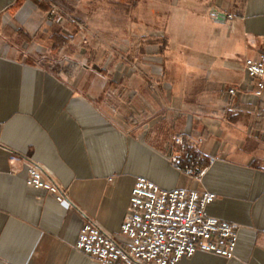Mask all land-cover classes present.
Wrapping results in <instances>:
<instances>
[{
  "label": "crops",
  "instance_id": "1",
  "mask_svg": "<svg viewBox=\"0 0 264 264\" xmlns=\"http://www.w3.org/2000/svg\"><path fill=\"white\" fill-rule=\"evenodd\" d=\"M107 4L136 15L135 68L114 77L48 63L79 37L47 1L0 0V264H102L77 249L79 232L90 217L124 241L139 176L212 192L208 214L239 226L233 257L178 264H264V90L245 67L264 54V0ZM175 134L199 142L201 180L169 165ZM29 161L69 203L27 183Z\"/></svg>",
  "mask_w": 264,
  "mask_h": 264
},
{
  "label": "built area",
  "instance_id": "2",
  "mask_svg": "<svg viewBox=\"0 0 264 264\" xmlns=\"http://www.w3.org/2000/svg\"><path fill=\"white\" fill-rule=\"evenodd\" d=\"M245 64L260 93L264 90V54L258 59H247ZM172 146L175 149L168 160L172 169L201 180L205 168L199 142L189 135L175 134ZM27 171L30 186L46 189L60 202H70L67 191L46 177L34 161L27 163ZM214 199L212 192L163 188L139 176L120 229L126 239L119 240L97 220L86 217L76 247L102 264H178L197 251L233 257L239 226L208 214L207 208Z\"/></svg>",
  "mask_w": 264,
  "mask_h": 264
},
{
  "label": "rangeland",
  "instance_id": "3",
  "mask_svg": "<svg viewBox=\"0 0 264 264\" xmlns=\"http://www.w3.org/2000/svg\"><path fill=\"white\" fill-rule=\"evenodd\" d=\"M50 7L49 17L55 23H67L65 38L79 37L74 45L65 42L62 53L49 52L48 63L55 67L78 65L80 69L92 68L100 73L116 75L120 69L135 68V62L125 57L136 51L133 23L136 15L123 14L111 8L110 0H43ZM71 25L74 28H71ZM128 46H125V40ZM101 74V75H102Z\"/></svg>",
  "mask_w": 264,
  "mask_h": 264
},
{
  "label": "water",
  "instance_id": "4",
  "mask_svg": "<svg viewBox=\"0 0 264 264\" xmlns=\"http://www.w3.org/2000/svg\"><path fill=\"white\" fill-rule=\"evenodd\" d=\"M212 15H214L216 18L218 19H226L227 15L224 12H219L217 10L214 9V11H212Z\"/></svg>",
  "mask_w": 264,
  "mask_h": 264
}]
</instances>
